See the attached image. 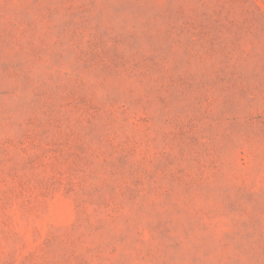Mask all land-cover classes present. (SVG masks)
Returning a JSON list of instances; mask_svg holds the SVG:
<instances>
[{
    "label": "rangeland",
    "instance_id": "1",
    "mask_svg": "<svg viewBox=\"0 0 264 264\" xmlns=\"http://www.w3.org/2000/svg\"><path fill=\"white\" fill-rule=\"evenodd\" d=\"M0 264H264V0H0Z\"/></svg>",
    "mask_w": 264,
    "mask_h": 264
}]
</instances>
